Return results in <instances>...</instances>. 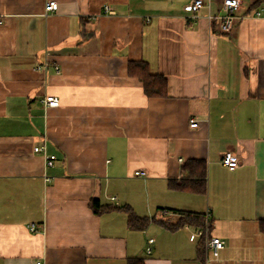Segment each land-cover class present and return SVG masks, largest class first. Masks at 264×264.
Segmentation results:
<instances>
[{"label": "crops", "instance_id": "0c3cea01", "mask_svg": "<svg viewBox=\"0 0 264 264\" xmlns=\"http://www.w3.org/2000/svg\"><path fill=\"white\" fill-rule=\"evenodd\" d=\"M49 1L0 0V264H264V0L227 33L223 0ZM142 61L166 95L130 74ZM190 160L204 193L171 185Z\"/></svg>", "mask_w": 264, "mask_h": 264}, {"label": "trees", "instance_id": "16d2710c", "mask_svg": "<svg viewBox=\"0 0 264 264\" xmlns=\"http://www.w3.org/2000/svg\"><path fill=\"white\" fill-rule=\"evenodd\" d=\"M129 71L131 75L137 76L144 85L145 92L149 96H164L167 93V80L164 76L152 71L148 63L142 61L140 63L131 62ZM184 176L178 181H171V185L175 188H186L196 192L204 193L207 187V164L205 161L190 160L183 166ZM91 208L97 214L105 211H111L118 208H123L128 214V223L132 228L145 229L150 219L149 217L139 216L130 207H114L109 204H101L98 199H93L90 202ZM193 214V213H189ZM193 216H200L196 214ZM262 230L264 231V220L260 223ZM130 264H144V260L137 258L131 260Z\"/></svg>", "mask_w": 264, "mask_h": 264}, {"label": "built area", "instance_id": "2783aa9c", "mask_svg": "<svg viewBox=\"0 0 264 264\" xmlns=\"http://www.w3.org/2000/svg\"><path fill=\"white\" fill-rule=\"evenodd\" d=\"M242 0H223L222 1V14L218 16V19L220 20V30L224 33L230 32L234 25L236 24L237 20L240 18L238 15L240 5ZM205 6L204 0H191L186 6L185 9L192 12H197L200 8ZM58 8V3L54 0H51L46 3V9L47 10H55ZM106 10L108 12H112L109 6H106ZM257 15H260L261 13L257 11ZM57 71L59 70L58 67H56ZM43 102L48 106H58L60 101L55 96H47ZM190 125L192 127L198 126V121L195 119L190 120ZM35 151H42L43 155L46 159V165L52 166L54 164V161L56 159V155L47 154L45 151V146H38L35 147ZM222 162L229 167L230 169H235L240 165V161L238 156L233 154L231 151H228L224 154L222 158ZM137 175H145L146 172L144 171H136ZM50 180V178L48 179ZM30 229L32 231L36 230V227L34 224L31 225ZM199 234H203V231L194 232L191 235V239L194 240L196 236ZM150 242H153L154 239H150ZM208 246L213 254L214 257H217L220 253V250L225 247V241L221 239L220 237H210L208 240ZM148 251L150 252L151 249L148 248ZM37 264H42L41 262H37Z\"/></svg>", "mask_w": 264, "mask_h": 264}]
</instances>
